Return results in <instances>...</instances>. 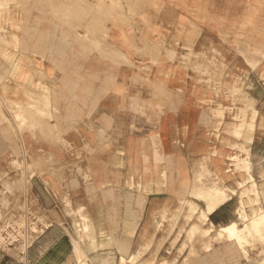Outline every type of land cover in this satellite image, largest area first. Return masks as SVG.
<instances>
[{
  "label": "rangeland",
  "instance_id": "374dc122",
  "mask_svg": "<svg viewBox=\"0 0 264 264\" xmlns=\"http://www.w3.org/2000/svg\"><path fill=\"white\" fill-rule=\"evenodd\" d=\"M263 217L264 0H0V264H263Z\"/></svg>",
  "mask_w": 264,
  "mask_h": 264
},
{
  "label": "crops",
  "instance_id": "0c3cea01",
  "mask_svg": "<svg viewBox=\"0 0 264 264\" xmlns=\"http://www.w3.org/2000/svg\"><path fill=\"white\" fill-rule=\"evenodd\" d=\"M106 84H103V83H100V84H97L96 86H99V87H103V86H105ZM100 92V91H99ZM110 94H104L103 96H100V97H98V99L95 101V102H93L94 103V105L92 106V109L90 110V112H89V114H88V116L89 117H91V116H93L96 112H98L99 111V109L101 108V105H102V107L104 108V109H107L108 108V99L110 98V96H109ZM105 116H108V114H106V111H105ZM104 116V117H105ZM158 188H160V187H158ZM263 264H264V262H263Z\"/></svg>",
  "mask_w": 264,
  "mask_h": 264
},
{
  "label": "bare ground",
  "instance_id": "6f19581e",
  "mask_svg": "<svg viewBox=\"0 0 264 264\" xmlns=\"http://www.w3.org/2000/svg\"><path fill=\"white\" fill-rule=\"evenodd\" d=\"M35 101H36V100H35ZM36 102H37V101H36ZM31 106H32V105H31ZM36 106H37V105H36ZM36 106H35V107H36ZM28 109H29V108H28ZM32 110H33V109H32ZM26 111H27V110H26ZM30 111H31V110H30ZM32 117H33V116H32ZM29 118H30V117H29ZM15 119H16V118H15ZM30 121H31V120H30ZM37 122H38V120H37ZM31 124H32V123H31ZM20 126H21V125H20ZM24 126H25V125H24ZM24 126H23V127H24ZM30 127H31V125H30ZM263 218H264V217H263ZM259 220H260V221H259L260 224H262V225L264 226V219H262V220L259 219ZM256 224H258V223H256ZM256 224H255V225H256ZM258 225H259V224H258ZM256 227H257V226H256Z\"/></svg>",
  "mask_w": 264,
  "mask_h": 264
}]
</instances>
